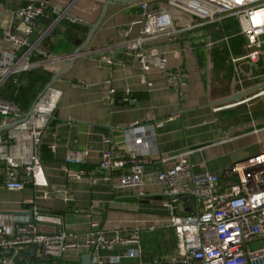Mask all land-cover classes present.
<instances>
[{
  "label": "crops",
  "instance_id": "0c3cea01",
  "mask_svg": "<svg viewBox=\"0 0 264 264\" xmlns=\"http://www.w3.org/2000/svg\"><path fill=\"white\" fill-rule=\"evenodd\" d=\"M28 1L0 0V38L3 28L13 19V11ZM45 1V13L36 18L32 37L36 38L46 31L41 40L42 46L50 53L63 57L86 40L87 43L52 82L61 95L41 144L44 170L52 194L45 196L46 188L36 186L32 181L22 190H7L3 186L4 174L0 162V210L25 211L32 206L26 198L37 196V204L43 210L64 215V222L60 225L38 222L43 231L65 229L82 232L88 228L90 214L100 213L101 224L108 233L116 228L140 226L144 261L171 254L176 244L172 252H156L148 249L149 243L143 235L144 230L153 232L160 226L163 230L159 242L166 238V244L171 241L176 243V231L168 224L167 211L162 205L166 187L156 178L157 164L147 166L141 186H117L114 179L97 183L71 179L66 168L99 171L102 152L109 146L105 137L112 139L117 151L125 152L127 141L124 130L134 120L152 123L155 119H164L165 122L155 128L156 134L150 138L154 156L193 148L191 161L195 171L209 170L222 174L236 160L264 151V101L261 108L257 100L264 98V92L255 95L264 90V85L257 88L264 84V54L259 61H253L244 56L247 46L243 40L240 46L244 51H241V47L234 49L231 37H219L225 29L219 22L199 23L174 37L155 39L147 46H156L168 56L170 70L183 69L188 74L185 85H174L160 68L152 67L145 74L138 57L125 48L124 41L137 36L142 26L140 0H109L103 14L105 0ZM69 3H72L70 12L83 16L85 22L72 21L67 16L58 17L56 7L63 8ZM149 4L153 9H161L166 7V0H149ZM171 10L180 19L188 18L185 13L174 8ZM74 24L87 27L86 34L83 35ZM82 35V41L75 43L76 38ZM209 40L213 43L209 44ZM117 42L120 45L110 51L103 48ZM101 51L110 52L113 62L103 61ZM228 52L233 62L238 63L231 74H226L223 63L229 57ZM39 66L52 75L37 90L28 109L55 72L65 66V61L50 59L49 64ZM235 68L240 75L238 81L232 74ZM27 71L17 74L18 82L11 77L0 88V97L9 99L5 95L9 81L18 86L27 82L26 76H20ZM147 80L152 84L149 85ZM111 88L115 91L111 92ZM248 90L252 91L243 95L239 103L223 108L218 106L237 100L215 103ZM255 110H258V116L253 115ZM245 112L249 115L243 120ZM53 142H56L55 149L51 147ZM71 148L89 149L87 161L82 164L68 163L66 154ZM220 178L225 180L222 175ZM141 189L145 190V194H140ZM95 252L108 259L115 254H124L126 247L100 248ZM82 253L69 250L66 255L47 259V263L55 259L80 263ZM136 261L123 257L119 264H136Z\"/></svg>",
  "mask_w": 264,
  "mask_h": 264
},
{
  "label": "built area",
  "instance_id": "2783aa9c",
  "mask_svg": "<svg viewBox=\"0 0 264 264\" xmlns=\"http://www.w3.org/2000/svg\"><path fill=\"white\" fill-rule=\"evenodd\" d=\"M71 4L56 7L58 17L85 22L83 16L70 12ZM140 5L141 29L137 36L124 41V45L138 57L145 74L157 67L166 73L171 84L185 85L188 74L183 69L170 70L168 56L156 46L148 48V44L162 36L174 37L186 28L225 16L237 18L241 25L248 48L244 56L253 61L262 59L264 0H166V7L161 9L151 8L149 0H140ZM46 7L45 0H29L13 11L12 21L3 28L0 88L11 77L18 82L20 72L46 65L50 59L64 60L69 55L53 54L42 46L46 31L32 37L34 22L45 13ZM171 8L185 13L188 18L180 19ZM212 43L209 40V44ZM119 45V42L111 43L103 48L110 51ZM105 51H101L100 58L112 63L113 55ZM114 91L111 88V92ZM261 92L264 90L255 95ZM60 95L61 91L53 85L47 87L35 99L30 114L18 102L0 97V162L3 186L7 190H22L32 181L36 186L46 188L45 196L52 194L44 170L41 144ZM164 122V119H155L152 123L132 121L124 130L125 152L117 151L112 139L105 137L109 146L102 152L99 171L69 166L66 170L71 179L90 183L114 179L117 186H141L147 166L157 164L156 178L166 187L162 205L167 211L168 224L174 227L178 239L171 254L145 262L140 226L116 228L108 233L101 224L100 213L90 214L88 228L82 232L43 231L38 222L60 225L64 215L43 210L34 196L26 198L32 206L25 211L0 212V264H47V259L61 257L69 250L86 252L92 247L93 264H119L123 257L136 259V264H264V245H259L264 242V151L236 160L222 174L195 171L191 161L193 148L154 156L150 138L156 134L155 128ZM51 147L55 149L56 142ZM88 154L89 149L71 148L66 161L82 164L87 161ZM221 175L224 181H221ZM140 194H145V190L141 189ZM254 244L258 246L253 248ZM119 245L125 246L126 252L108 259L95 252Z\"/></svg>",
  "mask_w": 264,
  "mask_h": 264
},
{
  "label": "rangeland",
  "instance_id": "374dc122",
  "mask_svg": "<svg viewBox=\"0 0 264 264\" xmlns=\"http://www.w3.org/2000/svg\"><path fill=\"white\" fill-rule=\"evenodd\" d=\"M216 21L219 22L218 24H221V26L223 28L225 27V29L223 31H221V34H220L219 37H224V38L231 37V42L233 43L234 49L237 50L239 47H241V51H244V48L242 47V45L240 46V41L243 40L244 43H246L245 42L246 41L245 40L246 36L241 31V25H240L238 19L233 17V16H225V17H223L221 19H218ZM216 21H214V22H216ZM246 51H248V48H247ZM235 52L236 51H234V53ZM228 56L229 57H227V59L224 60L223 63L225 65L224 68L226 69V74H231L234 66L237 67L238 63L235 64L233 62L230 52H228ZM49 63H50V61H48L46 64H49ZM232 74L235 77V80L238 81V78H239L240 75L237 73L236 68L234 69ZM228 87H230V86H226V88H228ZM257 100L259 102L258 106H260L262 108L261 105H263L264 98L262 99L260 97ZM228 105H232V104L231 103H227V104L220 105V106H221V108H223V107L228 106ZM258 114H259L258 110H255L253 112L254 116L255 115L258 116ZM248 115L249 114L247 112H245V114H243V120H245L248 117ZM162 228L163 227L157 226L156 230L153 231V232H151L149 230H144L143 235H144V237H146L145 239L149 243L148 249L156 251V252H164V251L172 252V250H173L172 248H173L174 244L177 245V240H178L177 236H176V243L171 241L169 244H166V238L163 241L159 242L160 239H161V232L163 230ZM174 231H175V229H174ZM259 245H264V242L262 241ZM257 246L258 245L254 244L253 248L257 247ZM66 254H67V252H65V255ZM152 260L153 259H149V260L146 259L145 262H150Z\"/></svg>",
  "mask_w": 264,
  "mask_h": 264
},
{
  "label": "trees",
  "instance_id": "16d2710c",
  "mask_svg": "<svg viewBox=\"0 0 264 264\" xmlns=\"http://www.w3.org/2000/svg\"><path fill=\"white\" fill-rule=\"evenodd\" d=\"M74 27H79L78 30H81L83 35L86 34V31L88 30L87 27H82L79 25H75ZM82 37L76 38L75 43H80L83 39ZM51 72L47 69H44L43 67L37 66L30 70H28L26 73H22L20 76L22 78H27L25 83H22L20 86L13 84L11 81L8 83V90L5 92L6 96L9 97V99L14 100L18 102L23 109L27 110L30 106L31 100L33 97L36 96L37 90L42 88V86L50 79ZM47 264H80L79 262H71L67 260H61V259H55L52 261H49Z\"/></svg>",
  "mask_w": 264,
  "mask_h": 264
},
{
  "label": "water",
  "instance_id": "95a60500",
  "mask_svg": "<svg viewBox=\"0 0 264 264\" xmlns=\"http://www.w3.org/2000/svg\"><path fill=\"white\" fill-rule=\"evenodd\" d=\"M109 0H105V3H104V8H103V11H102V14L104 13L105 11V7L107 5V2ZM97 23L94 25L96 26ZM93 31V29L90 31V33ZM90 35V34H89ZM87 43V40L85 42H83L80 46H78L77 48H75V50L69 54L67 56V58L65 57L64 61H65V66H63L60 70H58L57 72H55V74L52 76L51 80L47 83V86L45 87V89L49 86L52 85V82L71 64L73 58L75 57L76 54H79L82 52L83 50V47L86 45ZM264 84L260 85V86H257V88H261L263 87ZM44 89V90H45ZM43 90V91H44ZM254 90V89H253ZM42 91V92H43ZM252 90H248V91H245V92H237L236 94L232 95V96H229V97H225V98H222V99H219V100H216L215 103H224V102H228V101H231V100H234L236 99L237 101H240L241 100V97L243 95H245L246 93L250 92ZM41 92V93H42ZM35 102V100H34ZM33 102V104H34ZM33 104L31 105V107L28 109L27 111V114H30L31 110H32V106ZM2 128H0L1 130ZM0 212H9V213H12L14 211H10V210H0ZM93 250H94V247H92V249L90 251H86V252H83L81 254V262L80 264H93L92 263V257H93Z\"/></svg>",
  "mask_w": 264,
  "mask_h": 264
}]
</instances>
